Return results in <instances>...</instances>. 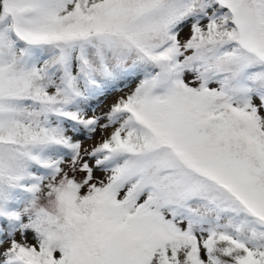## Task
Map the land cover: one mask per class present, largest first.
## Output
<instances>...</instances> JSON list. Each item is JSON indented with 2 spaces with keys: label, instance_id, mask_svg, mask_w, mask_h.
<instances>
[{
  "label": "snow or ice",
  "instance_id": "6c2138e0",
  "mask_svg": "<svg viewBox=\"0 0 264 264\" xmlns=\"http://www.w3.org/2000/svg\"><path fill=\"white\" fill-rule=\"evenodd\" d=\"M0 264H264V0H0Z\"/></svg>",
  "mask_w": 264,
  "mask_h": 264
},
{
  "label": "rangeland",
  "instance_id": "374dc122",
  "mask_svg": "<svg viewBox=\"0 0 264 264\" xmlns=\"http://www.w3.org/2000/svg\"><path fill=\"white\" fill-rule=\"evenodd\" d=\"M114 95H115V94H113V96H114ZM113 96H110L107 100H105V101H104V105H102V106L107 105V103L110 102V100L113 98Z\"/></svg>",
  "mask_w": 264,
  "mask_h": 264
}]
</instances>
